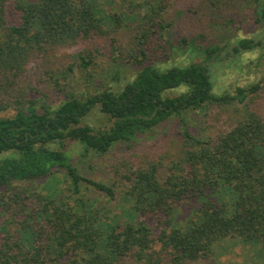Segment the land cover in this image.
<instances>
[{"label": "trees", "instance_id": "16d2710c", "mask_svg": "<svg viewBox=\"0 0 264 264\" xmlns=\"http://www.w3.org/2000/svg\"><path fill=\"white\" fill-rule=\"evenodd\" d=\"M141 1L0 0V114L13 110L0 115V206L7 216L0 264H189L228 236L257 242L264 252V114L248 104L231 130L198 138L185 129L175 154L116 165L108 183L83 176L66 149L73 140L106 154L187 110L264 96V84L216 94L212 73L213 63L257 50L264 38L210 43L202 60L159 66L150 49L173 25L175 0ZM106 53L115 64L134 63L135 75L117 73L110 85L50 101L54 88L66 92L80 79L90 85ZM96 106L113 120L108 129L82 123ZM59 173L65 187L25 185ZM98 194L122 197L126 209L113 212ZM187 200L200 203L178 219Z\"/></svg>", "mask_w": 264, "mask_h": 264}, {"label": "rangeland", "instance_id": "374dc122", "mask_svg": "<svg viewBox=\"0 0 264 264\" xmlns=\"http://www.w3.org/2000/svg\"><path fill=\"white\" fill-rule=\"evenodd\" d=\"M211 1L175 0L170 13H168L169 19L174 21L173 25L166 30L163 39L155 37V44L150 49L153 62L164 67L172 64L186 65L191 61L204 59L203 47L207 44L226 46V44H231L242 37H254L258 40L264 38V20L257 21L258 14L264 9V0H220L216 6L212 5ZM139 2L142 1L139 0ZM146 9L145 7L142 12ZM138 21L136 19L130 24H135ZM129 33V28H126L117 35L123 40L129 36ZM201 34H204L205 39L200 37ZM183 38H186V41L183 42ZM69 51L71 50H61L63 55L71 59L72 56L66 54ZM226 51L229 49L226 48ZM108 55L109 53L105 54L103 70L101 72L98 70L100 73L91 81L90 85L86 79H80L66 85V92L54 88L51 91L50 101L61 100L71 90L80 96L83 93L93 92L98 85H110L113 76L117 73L122 79H125L124 76L131 79L135 75L138 69L134 63L126 66L115 64ZM35 73L41 76V73ZM212 73L216 94H235L238 86L249 87L254 84H264V46L258 47L257 50L241 53L237 57L230 56V59L226 57L223 61L213 63ZM42 99L46 98L42 97ZM246 104L252 110L264 114V96L251 95V99H247L246 103L237 102L222 106L210 104L204 109L187 110L181 117L173 116L159 126L139 134L130 142L116 144L106 154L86 151L81 143L73 140H67L65 145L73 163L83 176L108 183L116 177L114 176L116 165L122 166L124 162L135 164L145 158L146 160L153 157L160 159L175 154L180 149L181 135L185 129L198 138L214 137L231 130L241 118ZM12 113L13 110H10L0 115ZM82 123L96 130H104L113 124V120L102 113L99 106H96L83 119ZM4 155L5 153H0V157ZM162 173L164 170H161ZM65 179L64 173H59L56 178L47 176L42 180L29 182L25 185H30L32 188H36L38 185L37 188L40 189L48 186L54 190L57 187H65L66 182L63 181ZM87 189L90 195H96L93 188ZM98 196L101 202L108 205L113 212L123 213V210L126 209L118 202L122 197H119L117 201H110L107 196L102 194H98ZM199 203L198 200H187L180 205L178 219L191 215ZM128 212V210L125 211L126 214ZM6 218L4 209L0 206V243L3 234L2 227ZM156 221V216L151 215L148 218V224L151 227L155 226ZM256 243L246 241L242 237L228 236L214 243L209 257L192 260L189 264H264V252L261 253ZM159 249L160 246L156 245L155 250Z\"/></svg>", "mask_w": 264, "mask_h": 264}]
</instances>
